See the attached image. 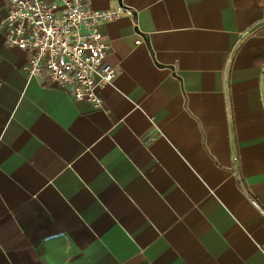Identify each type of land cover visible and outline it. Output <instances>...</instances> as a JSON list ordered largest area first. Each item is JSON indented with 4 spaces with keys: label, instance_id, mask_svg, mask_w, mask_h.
<instances>
[{
    "label": "crops",
    "instance_id": "0c3cea01",
    "mask_svg": "<svg viewBox=\"0 0 264 264\" xmlns=\"http://www.w3.org/2000/svg\"><path fill=\"white\" fill-rule=\"evenodd\" d=\"M86 1L101 107L0 31V264H264V0Z\"/></svg>",
    "mask_w": 264,
    "mask_h": 264
},
{
    "label": "built area",
    "instance_id": "2783aa9c",
    "mask_svg": "<svg viewBox=\"0 0 264 264\" xmlns=\"http://www.w3.org/2000/svg\"><path fill=\"white\" fill-rule=\"evenodd\" d=\"M0 31L8 47L25 53L27 77L45 74L74 100L101 107L97 89L111 84L116 68L105 61L107 20L132 12L126 7L92 9L86 0H7Z\"/></svg>",
    "mask_w": 264,
    "mask_h": 264
},
{
    "label": "water",
    "instance_id": "95a60500",
    "mask_svg": "<svg viewBox=\"0 0 264 264\" xmlns=\"http://www.w3.org/2000/svg\"><path fill=\"white\" fill-rule=\"evenodd\" d=\"M144 40L146 41V43L148 42V41H147V36H146V35H144ZM150 53H151V51H150Z\"/></svg>",
    "mask_w": 264,
    "mask_h": 264
}]
</instances>
